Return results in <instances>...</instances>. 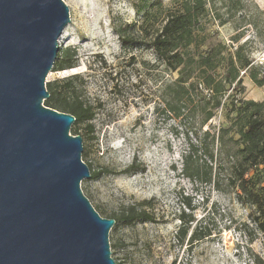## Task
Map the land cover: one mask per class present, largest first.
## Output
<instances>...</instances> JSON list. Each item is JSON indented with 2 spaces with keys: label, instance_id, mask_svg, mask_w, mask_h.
Here are the masks:
<instances>
[{
  "label": "rangeland",
  "instance_id": "1",
  "mask_svg": "<svg viewBox=\"0 0 264 264\" xmlns=\"http://www.w3.org/2000/svg\"><path fill=\"white\" fill-rule=\"evenodd\" d=\"M180 1L64 0L71 22L59 40V55L76 51L77 64L61 72L53 69L47 82L74 75L81 78L77 86L96 110L90 125L93 133L89 134L84 124L78 134L84 140L88 154L84 162L91 165V172L122 171L134 161L144 167L123 175L102 171L98 180L82 182L84 194L105 218L132 204L153 205L146 207L156 222L120 224L111 230L110 244L117 245L111 249L112 257L117 264H255L254 259L264 261V231L259 227L264 214L239 200L238 189L228 185L221 167L214 163L208 162L214 166L210 183L192 182L183 175L186 136L197 130L199 119L184 108L177 117L167 106L172 102L169 87L177 75L159 61L149 41L137 38L143 11L157 13L161 20ZM232 1L225 4L231 6ZM241 2L244 15L253 14L254 18L261 13L264 33V0ZM222 5L217 1L218 7ZM240 19L238 13L220 26L203 18L207 34L203 46L230 44L240 27L241 43L248 42L254 64H264V40L258 39L254 27L241 25ZM124 26L136 34L139 45H123L118 30ZM243 85L245 89L238 97L264 101V86L255 85L248 74L243 76ZM223 121L220 108L203 130L217 132ZM182 214H192L199 221L207 216L212 235L193 245L189 238L182 242L177 235Z\"/></svg>",
  "mask_w": 264,
  "mask_h": 264
},
{
  "label": "water",
  "instance_id": "2",
  "mask_svg": "<svg viewBox=\"0 0 264 264\" xmlns=\"http://www.w3.org/2000/svg\"><path fill=\"white\" fill-rule=\"evenodd\" d=\"M70 22L64 0H0V264H117L76 119L44 105Z\"/></svg>",
  "mask_w": 264,
  "mask_h": 264
},
{
  "label": "trees",
  "instance_id": "3",
  "mask_svg": "<svg viewBox=\"0 0 264 264\" xmlns=\"http://www.w3.org/2000/svg\"><path fill=\"white\" fill-rule=\"evenodd\" d=\"M217 1L223 5L218 7ZM225 2L226 0H182L161 20L157 18V13L143 11L137 38L140 36L149 41V47L153 49L159 61L177 75L169 87L172 102H167V106L177 117L182 114L184 108L199 119L197 130H191L186 136L187 150L183 160V175L192 182L210 183L214 166L208 162L214 163L221 167L228 185L238 189L239 200L249 203L264 214V101L238 97L245 89V74H248L258 87L264 86V64H254L251 49H247L248 42L241 43L243 33H239L240 27L231 38L230 44L217 42L204 47L207 34L201 22L203 18H209L221 26L238 17L240 13L242 19L238 22L254 27L258 39L264 40L259 21L261 13L253 18V14H243L241 0H233L231 6ZM225 8L222 14V9ZM261 25L264 27V20ZM118 32L125 47L139 45L136 34L129 32L128 26L120 28ZM76 57V51L58 54L54 71L76 68ZM80 79V76L74 75L48 82L46 87L50 97L44 103L48 108L75 117L76 122L71 129L74 136L79 134V126L84 124L89 134L93 133L90 125L96 117L95 108L83 97L77 86ZM220 108L224 111V121L219 130L214 133L203 130ZM87 156V152H83V161ZM88 166L91 171V165ZM140 170H144V167L134 161L122 171H102L123 175ZM102 171L91 172V180H98L104 173ZM146 206L153 207L151 202L132 204L122 208L119 213L107 216L116 221L113 231L120 224L130 226L137 222H156L155 215ZM188 207L191 208V205L188 204ZM94 208L102 214L99 207ZM207 220V216L199 221L192 214H182L177 234L179 239L184 242L189 238L190 244L193 245L210 237L212 233ZM259 227L264 231V222L260 223ZM116 247V244H111V249ZM254 262L264 264V261L259 259H254Z\"/></svg>",
  "mask_w": 264,
  "mask_h": 264
}]
</instances>
